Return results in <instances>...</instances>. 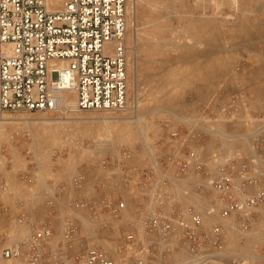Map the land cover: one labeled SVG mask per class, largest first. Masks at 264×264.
<instances>
[{
    "label": "built area",
    "instance_id": "obj_1",
    "mask_svg": "<svg viewBox=\"0 0 264 264\" xmlns=\"http://www.w3.org/2000/svg\"><path fill=\"white\" fill-rule=\"evenodd\" d=\"M131 9L130 0H66L58 9L48 0H0V109L62 112V97L73 90L76 110H126ZM255 105L244 88L215 93L201 107L202 114L172 131L180 152L156 170L136 171L128 166L120 170L123 165L115 161L97 159L102 168L119 167L115 170L120 186L136 187L135 211L131 213L128 198L118 187L97 197L70 196V191L85 188L84 174L77 173L68 186L54 188L47 202L53 206L65 192L70 196L64 246L52 244L56 231L51 221L21 215L19 221L29 227V234L4 247L2 258L24 259V264H125L98 243L75 250L86 217L97 231L119 228L117 251L133 258L132 264L193 259L208 264L216 257L245 264L228 247L229 220L246 231L264 204V115ZM220 116L239 117L254 127L253 138L241 151L216 149L207 156L202 122ZM181 182L194 186L203 206L183 203L174 191ZM189 186H182L186 197L195 193ZM209 254L213 256L206 258ZM176 256L183 258L174 261Z\"/></svg>",
    "mask_w": 264,
    "mask_h": 264
},
{
    "label": "rangeland",
    "instance_id": "obj_2",
    "mask_svg": "<svg viewBox=\"0 0 264 264\" xmlns=\"http://www.w3.org/2000/svg\"><path fill=\"white\" fill-rule=\"evenodd\" d=\"M130 2L127 34L130 90L126 110L75 109L67 111L69 118L65 119L64 112L0 109V119L3 118L0 122V264H24V259L2 258L4 247L18 243L29 234V227L19 221L21 215L39 221L52 216L56 228L52 244L64 246L63 229L70 213L71 195L78 199L97 197L118 187L125 192L131 213L135 211L136 187L120 186L119 171L115 170L119 167L102 168L95 163L97 159L115 161L123 165L120 170L128 166L136 171H149L165 166L171 155L180 152L172 131L202 114L201 107L217 92L231 93L244 88L264 115V0ZM237 66L241 69L236 70ZM136 110L141 117L130 118ZM138 124L144 134L131 131ZM202 124L205 126L203 152L207 156L216 149L228 153L241 151L253 138L254 127L246 126L239 117L236 120L227 116L207 118ZM77 173L85 176L84 190L70 191V196L65 192L53 206L48 205L54 188L68 186ZM180 184L174 191L183 203L203 206L202 195L193 185ZM184 185H190L194 195H183ZM260 213L246 231L229 220L228 247L245 264H264V204ZM119 236V228H114L109 232L94 230V235L87 239L82 230L75 250L95 243L105 248L107 244L120 255V259L116 258L132 264L133 258L117 251ZM182 258L176 256L173 260ZM208 264L231 263L216 257Z\"/></svg>",
    "mask_w": 264,
    "mask_h": 264
},
{
    "label": "bare ground",
    "instance_id": "obj_3",
    "mask_svg": "<svg viewBox=\"0 0 264 264\" xmlns=\"http://www.w3.org/2000/svg\"><path fill=\"white\" fill-rule=\"evenodd\" d=\"M66 0H48V4H53V9H58L60 8L64 2ZM128 47V44H127ZM3 50L2 45L0 46V54ZM76 101V95L74 93L73 90H67L65 91L63 97H62V104L64 105L62 113L64 112L63 117L65 119L69 118L67 111L69 110H75L74 104ZM166 102V101H165ZM171 103V102H170ZM136 109V108H135ZM61 117V118H63ZM140 113L138 112V110L135 111V114L132 116H130V118H140ZM60 118V117H59ZM0 122H3V118L0 119ZM131 131H139L140 134H144V132H142V129L140 127V124L134 126ZM231 136V135H230ZM233 137V136H232ZM231 137V138H232ZM103 147V146H102ZM107 150V149H106ZM110 150V149H109ZM82 222H83V227L82 230L84 231V233L87 236V239H90V237H92L94 235V226L92 225V223L86 218V217H82ZM235 226V225H234ZM234 228V227H233ZM235 230V229H234ZM260 236V234H259ZM108 238H103V240H107ZM105 249L107 250V252L110 254V256L114 257L116 260L120 259V255L118 254V252H116V250H114L112 247H109L107 244H105ZM114 250V251H113ZM110 251L112 252V254L110 253ZM118 257V258H116ZM206 258H208V255L206 256ZM203 259H200L199 261L196 259L191 260V262H195L196 264H198L199 262H201ZM187 261L184 262V260H182L181 262H179V264H187ZM194 263V264H195ZM176 264V263H175ZM193 264V263H191Z\"/></svg>",
    "mask_w": 264,
    "mask_h": 264
},
{
    "label": "crops",
    "instance_id": "obj_4",
    "mask_svg": "<svg viewBox=\"0 0 264 264\" xmlns=\"http://www.w3.org/2000/svg\"><path fill=\"white\" fill-rule=\"evenodd\" d=\"M52 217V216H51ZM51 217H46L44 218V221H51V223L53 224L54 228H55V224L53 223V220ZM56 229V228H55Z\"/></svg>",
    "mask_w": 264,
    "mask_h": 264
}]
</instances>
